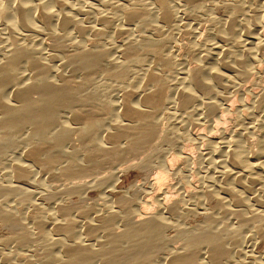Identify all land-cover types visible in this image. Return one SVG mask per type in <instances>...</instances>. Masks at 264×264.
<instances>
[{
    "label": "bare ground",
    "instance_id": "obj_1",
    "mask_svg": "<svg viewBox=\"0 0 264 264\" xmlns=\"http://www.w3.org/2000/svg\"><path fill=\"white\" fill-rule=\"evenodd\" d=\"M178 13L208 24L201 43L179 26L180 51ZM263 31L264 0H0V165L22 159L0 168V264H264L243 247L264 238V91L247 86L264 72ZM126 164L157 170L141 175L150 194L81 202ZM30 167L59 184L37 188Z\"/></svg>",
    "mask_w": 264,
    "mask_h": 264
},
{
    "label": "rangeland",
    "instance_id": "obj_2",
    "mask_svg": "<svg viewBox=\"0 0 264 264\" xmlns=\"http://www.w3.org/2000/svg\"><path fill=\"white\" fill-rule=\"evenodd\" d=\"M206 4H208L209 5V3H206ZM219 12V13H218ZM216 14V16L218 17H223V15H224V10H222V9H219V10H217V12L215 13ZM176 19V20H175ZM191 19H188L187 17H185V16H183V15H181V14H177L176 16H175V18H174V22H173V28H169V32H170V35H171V38H172V42H174L173 44L176 46V49H178V51H180V50H182V48H181V46L183 47V44L185 43V37H184V34H182L183 32L182 31H180L179 30V26H184V28L186 29V30H188V29H190L192 26L194 27V28H197L196 29V38H195V40H196V42H198V41H200V43H201V41H203V39L205 38V36H206V30H207V26H208V24H207V22H206V20L204 21H201V22H199L198 24L195 22V20H191ZM188 21V22H187ZM176 22V23H175ZM191 23V24H190ZM180 24H183V25H180ZM188 24V25H187ZM194 25H196V26H194ZM175 26V27H174ZM186 26H187V28H186ZM189 27V28H188ZM192 27V28H193ZM130 29H126V27L124 28V29H126V30H129V34H131L132 35V33H131V31L130 30H132L131 29V27H129ZM163 29V30H162ZM161 29V32H163L164 31V28H162ZM174 31V32H173ZM161 32H160V34H161ZM178 32V33H177ZM172 33V34H171ZM261 34L264 36V31H263V33L261 32ZM199 35V36H198ZM116 36V37H115ZM122 36H119L118 37V35H115V34H112L111 36H110V39L112 38V41L113 42H115V43H117V42H120V41H122L121 39H124V37H122ZM177 37V38H176ZM184 37V38H183ZM198 37V38H197ZM44 38V37H43ZM114 38V39H113ZM198 40V41H197ZM42 41H44V42H46V40H45V38L44 39H42ZM111 41V40H110ZM184 41V42H183ZM107 43V42H106ZM2 48V49H1ZM6 45H0V54H1V57H3L5 54H6V51L8 50H6ZM45 52V51H44ZM44 52H42L43 53V55H45L46 53H44ZM262 53H264V50L262 51ZM51 63H52V65H51ZM49 65L52 67V68H56V64L54 63V62H51ZM54 63V64H53ZM20 74L21 75H23V76H26L27 75V73L25 72V71H23V69H21V71H20ZM252 86V88H253V91H257V92H259V94H261L263 91H264V72H261L260 73V75L258 76V77H256V78H254V79H251V80H249V84H248V82H247V86ZM255 91V92H256ZM113 94H110V96H112ZM231 96H235V95H233L232 93L229 95V94H227V104L228 105H230V106H235V105H238V97L237 96H235L234 98L233 97H231ZM260 96V95H259ZM33 97H35V96H33ZM237 97V98H236ZM243 98V97H242ZM233 99H234V101H233ZM243 99H245V98H243ZM197 123V124H196ZM195 124L197 125H194L195 127H193L194 129H192L193 131H195V130H197V132H201L202 130L201 129H199L198 127H200V126H202L201 125V123H199V122H195ZM199 124H200V126H199ZM161 128H163V129H167V127H168V124H167V122L166 121H161ZM175 126V125H174ZM166 127V128H165ZM200 128H205V127H200ZM231 128V126L230 125H227V126H225L224 127V129H225V131L226 130H228V129H230ZM223 129V130H224ZM200 130V131H199ZM206 128L203 130L204 132H203V135H205V133H206ZM196 132V131H195ZM210 135H213V134H210ZM209 136V135H208ZM252 137H254V136H252ZM252 137H250L249 139H250V141L252 142L253 141V143H254V139H255V137L254 138H252ZM256 140V139H255ZM183 145H185L186 146V144H184L183 143ZM187 149V153L188 152H190L191 153V151L190 150H192V149H189L188 150V148H190V147H186ZM192 152H193V157L194 158H196V153H195V151H193L192 150ZM18 153V152H17ZM6 155V154H5ZM16 153H13L12 154V156H11V154H9L8 156H2V164L0 165V168L2 167H4V169H3V171L5 170V163L3 162V160L5 159V158H8V157H10V159L12 160H16L17 159V161H22V159H21V155H17V158H16ZM164 153H163V157H164ZM12 157V158H11ZM164 158H166L167 160H169V157H168V155H167V157H166V155H165V157ZM21 159V160H20ZM4 163V164H3ZM136 163V161L135 162H131V164H135ZM176 164V165H175ZM194 164H196L195 163V161H193V165H191L190 167H188V168H192L193 169V174H194V172H195V170L197 171V166H195ZM4 165V166H3ZM128 164H126L125 166H123V167H121L120 169L122 170V172L117 176V178L115 179V181L112 183V185H111V188H109L110 186H108V184L107 185H105L106 186V188H105V186L104 187H102L101 189H87V190H85L84 191V194L82 195L83 197H81L80 196V198H83L82 200L79 198V197H73L72 198V202H75V203H78L79 202V200H81V202L82 203H86L87 205H89V206H91V205H96V204H99V203H101V201L100 200H97L98 198H99V196H98V192L100 191L101 193V196L102 197H106L107 198V200L108 199H110V200H108V201H111V198L112 199H114V198H116L117 196L118 197H123V198H126V196L127 197H133L132 199H134V200H137V199H140V197L141 198H143V196L145 197V196H147V195H145V194H150V193H148L149 192V190L147 191V188H145V186L143 185V178L144 177H148V178H151L152 176L154 177L155 176V173L157 172V170H154V167H152L151 166V168H149V170L148 171H146L145 173H146V176H144L145 175V173H140V171H139V169L137 168V166H133V167H131V168H129V167H126ZM171 168H173V169H180V171H181V173H183V176H185L186 178H188V176L190 175V173H189V175H187L186 173V168H183L182 166L180 167V165L179 164H177L176 162H174V163H172L171 164ZM195 166V167H194ZM177 167H180V168H177ZM202 167V166H201ZM201 167H199L200 168V172H202V169L203 168H201ZM1 170V169H0ZM30 173H35V174H33V177H31V180H32V182L33 183H36L37 184V188H39L38 186H40V188H44V186H45V188L44 189H47V187L49 188V186L50 187H52V186H55V185H57V183L58 182H53V180L52 179H50L49 177H47V178H49V179H47L45 176L44 177H41L39 174L38 175H36L37 173L35 172V170L33 169V168H31L30 167ZM33 170V171H32ZM32 171V172H31ZM1 173H0V175L3 173L2 172V170L0 171ZM5 172V171H4ZM150 172V173H149ZM186 172V173H185ZM147 173H148V175H147ZM143 174V176L144 177H142L141 175ZM154 174V175H153ZM186 174V175H185ZM36 175V176H35ZM1 177V176H0ZM32 178H34V179H32ZM36 178V179H35ZM104 178H106V177H104ZM197 177L196 176H193L192 175V180L191 181H193V182H195V180H197L196 179ZM194 179V180H193ZM187 181H190L189 179H186ZM34 181H36V182H34ZM38 181V182H37ZM172 181V182H171ZM14 182V181H13ZM21 183V181H18V185ZM33 183H31V184H33ZM162 183H164V184H162L164 187V189H166V191L168 192V193H170V192H172V190L174 191V189H170V188H172L173 187V185L175 184V183H177V181H175V180H170V178L167 180H164V182H162ZM173 183V184H172ZM29 184V183H28ZM43 184V185H42ZM46 184V185H45ZM59 184V183H58ZM168 184V185H167ZM30 185V184H29ZM170 185L172 186V187H170ZM31 186V188L33 189L35 186H32V185H30ZM160 187H162V186H160ZM159 187V188H160ZM168 187V188H167ZM163 188H160V189H163ZM110 189V190H109ZM140 189H142V190H140ZM144 189H146V191L144 190ZM35 190V188L33 189V191ZM141 191V192H139V191ZM137 191H138V194L137 195H135L136 193H137ZM144 191H145V193H144ZM143 192V194L144 195H141V193ZM36 193V191H34V194ZM133 196H132V195ZM34 196V195H33ZM33 196H31L32 197V199H31V203L35 206H39V205H41V199H40V197H39V195L38 194H36L34 197L36 198L37 196V198L36 199H34V197ZM149 196V195H148ZM168 196V195H167ZM173 197H174V195H173ZM79 198V199H78ZM9 199V198H8ZM8 199H6L7 201H8ZM4 201L5 203H7V201ZM84 200V201H83ZM14 201L13 200H11V199H9V201H8V205H9V207L11 208L13 205H12V203H13ZM93 202H94V204H93ZM114 203H115V201H113ZM168 202H170V201H168ZM5 203H1L2 205V208H4V209H8L9 207L7 206V204H6V207H5ZM30 203V204H31ZM68 199H64L63 201H62V203L61 204H63V205H68ZM96 203V204H95ZM109 203L108 204V206L109 205H111V207L112 208H110V206H109V209H110V211H112L113 209V211L112 212H114V211H117V208L116 207H118V205L115 203ZM85 204V205H86ZM113 204V205H112ZM4 205V206H3ZM11 205V206H10ZM30 207H31V205H30ZM30 207L27 205L24 209H23V211H24V213H25V215H32V208L30 209ZM212 207H213V203H209L208 201L206 202V203H204V210H211L212 209ZM11 209H13V208H11ZM152 208L151 207H146V210H147V213H153V212H155V210H151ZM209 210V211H210ZM200 215V214H199ZM197 216V220H200L201 219V216ZM192 216V215H191ZM191 216H189V217H187V218H185V219H183V221H180V224L178 225L179 227H184V226H186V225H188L189 227L190 226H193L194 225V221H195V218H193V216L191 217ZM4 225L3 224H1L0 223V239H5V238H8L9 237V235H10V231H9V229H7V228H5V226L3 227ZM174 237V238H173ZM253 238H255V239H251V237H248L249 238V241L248 242H250V243H248L247 242V245H245L244 244V246L243 247H248L247 249H245L246 251H244V252H250L253 256H255V257H257L258 256V258H262V259H264V238H257L256 236L254 237V236H252ZM167 238L170 240V242H171V240L173 239V241L170 243L169 242V244H168V246H171V247H176V245L177 246H179L180 245V243L179 242H181L177 237H176V233H175V231L173 232V231H168L167 232ZM175 238H176V240H175ZM257 238V239H256ZM174 243H176V244H174ZM179 243V244H178ZM171 244H174V245H171ZM251 244H253V245H251ZM255 244V245H254ZM4 245V244H3ZM7 245V244H6ZM6 245H4V246H2V247H5ZM8 249V245L5 247V248H3V250H7ZM244 250V249H243ZM8 251V250H7ZM261 256V257H260Z\"/></svg>",
    "mask_w": 264,
    "mask_h": 264
}]
</instances>
